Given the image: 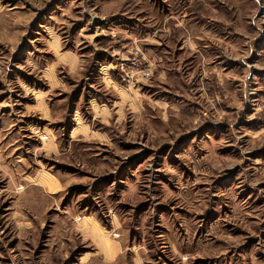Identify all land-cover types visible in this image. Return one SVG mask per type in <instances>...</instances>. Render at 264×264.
<instances>
[{
  "label": "rangeland",
  "instance_id": "obj_1",
  "mask_svg": "<svg viewBox=\"0 0 264 264\" xmlns=\"http://www.w3.org/2000/svg\"><path fill=\"white\" fill-rule=\"evenodd\" d=\"M0 264H264V0H0Z\"/></svg>",
  "mask_w": 264,
  "mask_h": 264
},
{
  "label": "built area",
  "instance_id": "obj_2",
  "mask_svg": "<svg viewBox=\"0 0 264 264\" xmlns=\"http://www.w3.org/2000/svg\"><path fill=\"white\" fill-rule=\"evenodd\" d=\"M129 61H130V60H129ZM129 61H128V62H129Z\"/></svg>",
  "mask_w": 264,
  "mask_h": 264
}]
</instances>
